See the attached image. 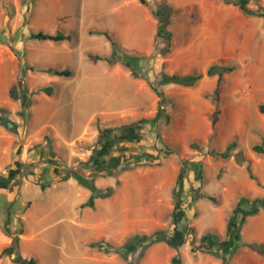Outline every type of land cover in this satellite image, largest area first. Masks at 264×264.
Returning a JSON list of instances; mask_svg holds the SVG:
<instances>
[{
	"label": "rangeland",
	"instance_id": "1",
	"mask_svg": "<svg viewBox=\"0 0 264 264\" xmlns=\"http://www.w3.org/2000/svg\"><path fill=\"white\" fill-rule=\"evenodd\" d=\"M121 1L36 0L30 4L27 0H0V84H4V93L0 94V106L6 109L4 116L7 118L6 126L1 125L4 129L5 145L11 144L13 148L8 161L10 163H7L5 171L0 168V174L16 176V180L8 184L7 187L10 188L19 185L18 182L23 181V177L27 178L23 169L31 167L35 173L41 172L44 181H48L47 178L58 181L53 176L54 173L60 175L72 170L78 171L92 183L103 186L114 178L121 179L124 172H130V180L135 182L145 176L133 174L139 169L157 166L163 172L167 166L172 168L173 165L176 173L184 163L182 197L186 211L185 220L194 232H186L185 242L177 254L165 241L154 243L147 249L139 264H173L171 258L175 254L179 258L176 264H259L264 258L255 262L254 257H258L259 253L246 246L235 250L212 248L209 251L201 247L199 240L205 233H212L220 239L225 238L227 224H222L220 228H209L208 212L214 208L224 216L229 215L228 210L236 198L233 195L237 194V189L231 188H235L234 179H238L239 173L245 182L239 193L250 194L256 191L253 187L255 182L248 177L244 168L239 169L232 157L222 159L220 156H212L210 150H224L225 142L234 140L237 148L248 156L253 152L251 146L257 140L237 137L234 132L237 119L231 105L232 99H221L218 93L214 96L212 91H207L205 93L208 95H203L205 101L201 103L213 104V112L217 105L218 114L221 103L224 109L220 116L216 114L214 120L215 135L217 127L222 130L217 133L215 146L211 139L204 141L207 135L205 119L197 113L187 115L195 108L203 109V105L190 99L185 86L160 84V78L163 73H204L212 63L236 65L233 71L223 75L222 82L227 83L224 85L227 91L232 85L240 90V94L243 87L248 89L244 92L255 89L256 94H259L264 90V62L259 59L264 58V17L246 16L236 6L225 4L222 0H165L175 8L169 23L173 38L168 54L161 55L156 52V45H164L160 39H154L152 50L148 53L126 48L119 43L122 50L139 57L137 72L143 78H136L121 63L109 65L105 60H91L87 55L89 52L104 55L109 51V41L97 30H102L98 26L104 27L107 25L105 21L115 17V10L121 9ZM148 1L155 5L160 0ZM249 5L253 8L264 6V0H250ZM122 8L133 9V5ZM143 8L149 10L146 5ZM61 15L62 20L53 21L55 16L58 18ZM37 30H60L69 34L71 40H35L31 34ZM204 49L206 56L203 55ZM50 67H67L71 69V75L50 74L47 71ZM111 67L119 73L116 76L115 89L120 93L117 98L122 96L119 101L121 107H108L117 106L118 103L108 99L107 95H97L95 91L97 87L110 85L111 82L106 77ZM251 68L254 69L250 71ZM247 79L250 81L244 83ZM200 82H204L198 86L202 88L206 81L204 79ZM235 82L240 84L235 85ZM12 85L15 86L14 98L9 94ZM136 85L141 92L146 86L155 94L151 85L161 90L165 96L164 112L158 115V100L153 103L144 93L139 95L138 100L134 99L135 102H130V94ZM45 87L51 89L50 94L43 91ZM210 115L209 119L212 116ZM141 118H147L148 121L131 126ZM260 120L255 117L254 122L258 124ZM238 122L242 125L248 124V120L243 118ZM97 126L111 128L110 137L97 140ZM260 140L264 142V137ZM166 150L169 151L165 152ZM120 153L126 156L147 153L152 157H143L140 161L143 163L139 166L127 169L119 167L115 176L96 170L99 159ZM8 155L9 151L7 157ZM91 158L94 159L91 161ZM253 158L256 167L252 168L257 175V170L264 171V157L256 154ZM150 181L151 185L142 187L145 191L141 195L133 189L134 195L128 199L133 224L130 230L125 231L117 229L114 232L107 218L101 219L98 234L91 226L98 213L101 215L105 213L104 209L112 207L109 202L115 199L114 195L96 199L97 205L93 210L79 208L76 202H73L71 209L66 210L67 207L61 206V203L65 204L64 201L60 200L57 207H61L53 210L49 202L40 215L37 213L41 209V203L34 201L25 224L15 216V192L9 191L5 201L0 197V208L6 213L10 212L12 228L23 229L24 238L20 242L19 253L25 257H34L35 264H124L119 253L99 252L89 248L87 243L104 239L118 245L134 232L149 233L159 227L170 230L172 188L170 192L169 185L163 186L156 174ZM217 181L226 182L228 192L233 193L220 201V196L214 195V202L207 198V191L214 186L219 190L220 184ZM197 182L199 185L195 191L191 188H195ZM162 187L169 191L167 196L162 195ZM84 188L90 191L88 187ZM260 192H264V189ZM50 193L49 191L47 195ZM146 213H156L157 216L146 215L143 218ZM154 217L161 218V222L156 223ZM248 219L244 218L240 224L241 241L253 239L255 236L264 239V210ZM138 222L141 224L138 225ZM1 228L2 225V231ZM2 240L0 232V250ZM0 264L10 263L2 261Z\"/></svg>",
	"mask_w": 264,
	"mask_h": 264
},
{
	"label": "trees",
	"instance_id": "2",
	"mask_svg": "<svg viewBox=\"0 0 264 264\" xmlns=\"http://www.w3.org/2000/svg\"><path fill=\"white\" fill-rule=\"evenodd\" d=\"M30 4L34 3L36 0H27ZM143 5H146L149 10L152 12L153 16L157 20V28L155 33V40L160 39L164 42V45L155 47L156 52L161 55H166L171 50V42L173 38V32L169 28L171 15L175 12V8L165 0H160L159 2L152 4L148 0H138ZM225 4H232L236 6L244 15L246 16H263L264 17V6L259 5L257 8L251 7L250 0H222ZM99 34H102L110 43L111 50L107 55H100L98 53L89 52L87 55L91 60H105L109 65H114L116 63H121L122 65L128 67L130 74L136 78H143V76L137 72V63L139 57L133 53L122 50L117 39L113 34L107 30H97ZM31 37L35 40H50V41H62L70 40V35L63 33L60 30H55L54 32H48L44 30H37L31 34ZM144 58V57H143ZM148 59V57H145ZM237 66L236 65H223L218 63L210 64L204 73L202 72H192V73H163L160 78V84H169L174 83L182 86H193L195 83L203 77V75L217 76V84H220L225 73L233 71ZM47 71L53 75L59 76H69L71 75V70L69 68H49ZM151 88L158 97L157 102V112L158 115L161 112H164V93L151 85ZM15 86L12 85L9 94L11 97L14 95ZM43 91L47 94H50L51 89L49 87L43 88ZM214 96L218 93V87L212 90ZM205 96L208 93L204 94ZM218 106L215 105L214 112L211 116L212 124V134L209 139H212L214 135V120L216 114H218ZM259 109L264 113V104L259 106ZM0 124L6 126L7 118L4 116L6 109L0 106ZM165 118L168 120V116ZM147 118H141L131 124V126L138 125L139 123L147 122ZM97 140H103L110 137L112 129L107 127L97 126ZM251 149L264 156V144L263 142H257L252 144ZM166 150L165 152H168ZM212 156H220L222 159H227L233 157L234 161L239 165H245V169L251 179H254L259 186H262V183L258 180L257 176L253 173L250 160L244 155L241 149L237 148L236 141H230L223 151H214L210 150ZM152 157L151 154H129L125 155L124 153L114 154L107 158H101L97 162L96 170L104 171L107 175L115 176L116 170L119 167L121 169H127L134 166L142 165L143 162H140L143 157ZM94 158H91V161ZM131 161L133 164H131ZM184 172L185 166L179 167V170L176 175L175 183L172 188V209L170 212L172 227L170 230L165 228H156L155 230L149 233H140L134 232L127 235L123 241L118 244H112L111 242L105 241L104 239L91 240L87 243V246L93 250H97L103 253L116 252L123 258L124 264H139L142 258L144 257L147 249L151 247L154 243L158 241H165L167 245L173 248L176 251V254L179 251L181 245L185 242L186 232H194L193 228H189L185 220L186 211L183 206L184 199L182 197L183 187H184ZM27 174L32 175L33 180L36 184L40 186L41 189H45L49 181L43 180V175L35 174V171L31 168H28L26 171ZM74 177L77 182L85 187L90 189V195L88 198L80 204L81 208L84 207H95V201L98 198H108L115 193L116 187L120 184V180L116 178L115 185H108L105 187H98L91 180L85 178L83 175L79 174L78 171L67 170L65 174L57 176L58 180H65L69 177ZM15 176H6L0 174V188L7 187L8 184L12 183L15 180ZM207 198L216 201L215 197L207 195ZM261 209L264 210V196L261 197H245L240 196L236 201L234 207L229 213L227 226H226V235L225 238L220 239L219 237L213 235L212 233H205L200 236V245L206 250H211L212 248L218 249H228L235 250L240 246H246L259 254H264V242L259 241H241L240 238V224L243 222V219L257 214ZM10 212H7L5 221L2 224V231L4 234L11 237L10 243L6 244L0 250V262L4 256H11V261L18 264H35L36 259L34 257H25L19 253V232L13 231L10 228ZM176 254L171 258V262L176 264L179 262V258Z\"/></svg>",
	"mask_w": 264,
	"mask_h": 264
},
{
	"label": "crops",
	"instance_id": "3",
	"mask_svg": "<svg viewBox=\"0 0 264 264\" xmlns=\"http://www.w3.org/2000/svg\"><path fill=\"white\" fill-rule=\"evenodd\" d=\"M122 5L123 6L133 5V9L124 10V8H122L123 7ZM144 6L138 0H122L121 6H120L121 9L115 10V11H117L115 17L109 18L107 21H105L107 25H104V27L98 26V28L111 32L113 34V36L117 39V41L122 46H124L126 48H130V49H135L136 51H139L141 53H148L152 50V47H153V41L155 39V33H156V28H157V20L155 19L153 14L151 12H149V10H147V8L146 9L143 8ZM63 16H65V15H63ZM61 17H62V15L58 16V18L55 16L53 21H55L56 19H61ZM100 18L102 21H104L103 16L100 15ZM63 33H65V32H63ZM70 40H71V38H70ZM70 40H62V41H57V42L70 41ZM45 41H50V40H45ZM51 42H54V41H51ZM109 46H110V43H109ZM110 50H111V47L107 53H109ZM107 53H105L104 55H107ZM203 55L206 56L205 49L203 50ZM259 59L261 62H264V58H259ZM50 68H56V67H50ZM64 68H67V67H64ZM111 68L112 69L110 70V73H108V75H107L108 77H106V79L111 82L110 85L108 86L105 84L106 87L108 86L107 88L106 87H102V88L97 87L98 89H96L95 91L98 93L97 95H101V96L107 95L108 99L114 100L118 103L117 106L111 105L108 107H110V108L121 107L120 106L121 102H119V101L122 98V96H120V98H117L119 96L118 94H120V93L116 92V89H115V87H116V84H115L116 76L119 73H118V71H116V69L114 67H111ZM59 69H62V68H59ZM253 69L254 68H251L250 71ZM116 72H117V74H116ZM255 74H256V72H255ZM257 76H259V74ZM204 79H205L206 83L203 85L202 88L198 87L201 83H204V82H200ZM249 81L250 80L247 79L246 82H244V83H248ZM98 84H99V82H98ZM236 84L239 85L240 82H235V85ZM224 85L226 86L227 83L221 82L220 84H217V76H215V75L206 76L205 75L201 79H199V82H196L195 85L185 86L187 89L186 91H187L190 99L197 100L200 104L203 105V109H200V108L196 109L195 108L193 111H189L187 113V115L190 116V115H193V113H197L200 117H203L205 119L206 126H207V130H206L207 135L205 136L204 141L207 142L209 140L211 134H212V124H211V119H209V115L211 113H213V107L214 106L211 103H209V105H207L205 102L204 103H201V102L205 101L204 96H203L205 92L212 91L213 89L218 87L219 98L222 99L224 97H228L230 100L232 99L231 105H233V110H235V114H236L235 118L237 119V123L235 124L236 129L234 131L235 135L237 137H239V136L251 137V138H254L255 140H257V142H262V140H260V138L264 137V113H262L260 111L259 106L261 104H264V90L262 92H260L259 94H256L255 89H252L251 91H248V92H244V91H247L248 89L246 87H243L241 89L242 94H240V90L233 88L232 85L231 86L228 85L230 88L229 91H227V88H225ZM3 90H4V84H0V94L4 93ZM141 93H144L145 96H147V98L150 99L151 102H153V103H155L158 100L156 95L153 94L148 87L144 86V88L142 89V92H141L140 89L138 88V86L136 85L133 89V93L130 94V97H131L130 102H135L134 99L138 100L139 99L138 97ZM145 96H144V98H145ZM223 109H224V106L221 103L218 116L221 115V112L223 111ZM255 117L260 118L261 122L256 124L254 122ZM242 118L245 120L247 119L248 124H244V125L240 124L238 122V120L242 119ZM216 131H217V133L222 132V130L218 127L216 128ZM217 133H216V135L214 133L215 137L213 135V137L211 139L213 146H215V144L218 140ZM4 135L5 134H4L3 126L0 124V168L3 171H5L6 166L10 163L8 161H10V159H11V156H12L11 153H12V149H13L11 144L9 146L5 145ZM228 143L225 142L226 145ZM263 144H264V142H263ZM226 145L224 146V148L226 147ZM8 151L10 154V155H8L9 158L7 157ZM220 151H223V149ZM256 154L264 157L263 155L258 154L254 151L250 152V154H248V156L245 155L250 160L251 167L252 166L256 167V163H254L255 161L253 158V156H255ZM7 158H8V160H7ZM262 160L264 161V159H262ZM237 166L239 167V169H241V168L245 169V165L237 164ZM171 167L172 168L167 166L166 170L163 172H160V170L157 169V166H155V167L148 166V167L143 168L142 170L139 169V170H137V172H134L133 174H140V175L145 174V176L141 177V180H138L135 182H132L130 180V172H124L122 174L121 179L118 178L120 180V184L116 187L115 193L113 194L115 199L109 202V204H111L110 206H112V207H108L107 209H104L103 212H105V213H102L101 215H100V213H98V215L95 216L96 221L94 223H92L91 226L95 230L96 234L99 233L100 224H101L100 222H101V219H104V218H107L109 220V223L112 224L114 232L117 231V229H118V231L119 230L120 231L130 230L132 228V224H133L132 221L133 220L131 218V205H130L128 199L134 195L132 193L133 189H134V191H137L139 195H141L143 193V190H144V188H142V187L147 186V185H151L152 183L150 180L153 178V175L156 174V175H159L160 180H161L160 182H161V184H163V186H164V184L169 185L168 188H170V192H171V188H173V186H174L176 175L178 172L177 171L175 173L176 168L173 165ZM23 170L26 173L27 170H25V169H23ZM252 170H253V168H252ZM245 171H246V169H245ZM40 173L41 172L39 171L38 173L36 172L35 174L40 175ZM253 173H254V171H253ZM11 175H12V173H11ZM15 175H17V174H15ZM57 175L58 174H56V173L53 174V176H56V177H57ZM247 175H248V173H247ZM27 176H28L27 178L23 177V181L18 182L19 185L11 186V188H10V186L7 188H5V187L0 188V197L4 198V201H5V196L9 193V191L15 192L14 199L16 201H15L13 209L17 210L15 213V216H17L20 219V221L23 222V224H25L27 214L32 209L31 205L34 201H38L41 203V205H40L41 209L38 210V213H37L38 215H40V213L41 214L43 213V207L46 204H48L49 202H51V206H52L53 210L59 209L61 206H64V208L67 207L66 210H69V209H71V205L73 204V202L78 203V207L81 208L80 204L83 203L88 198V196L90 195V191L86 190L84 188L85 186L80 185L77 182V180H75L72 176L65 179V180H58V181H56V180L53 181V180H50L51 178H47V179H49L48 181L50 182V185L47 186L45 189H41L40 186L35 183L32 175L27 174ZM256 176H257L258 180L262 183V186H259L256 183V181L254 179H252L255 182V186H253V187H255L256 191L255 192L252 191V193H250V194H248V193L240 194L239 193L241 186L244 185V183H245L244 181H242V179L240 177V173H239L238 179H234V183H233L234 185L233 186L235 188H231V190L237 189V194L233 195L236 198H235V201L233 202V204L231 205V208L228 210L229 213L231 212L232 208L234 207L236 201L238 200V198L240 196H245V197H249V198L264 196V192H262V193L260 192L261 189H264V171L259 172L257 170ZM248 177H249V175H248ZM15 178H16V176H15ZM233 178H235V177H233ZM115 181H116V178H114V180L112 182L109 181L106 185H103V186H101L99 184H95V185L98 187H105L108 185L114 186ZM214 181H216V180H214ZM218 182L220 184L219 190H217L215 186L210 187V188H208L207 194L210 196H213V197H214V195H219L220 196L219 201H220L224 197H227L228 194H232L233 191H232V193L228 192L229 189L227 188L226 182L217 181V183ZM209 183H213V182L209 181ZM198 185H199V183L197 182V185L195 186V188L193 187L191 189H195V191H196V188L198 187ZM161 189H162V191H161L162 195L167 196V193H169V191L164 190L163 187ZM47 191L48 192L50 191L51 193L47 195V193H48ZM152 192H154V191H152ZM77 198H79V199H77ZM68 199H70L69 202H67ZM58 200L64 201L65 204L62 205V203H61V206L57 207V202H59ZM1 203H2V200H0V207H2ZM74 205H73V207H74ZM96 205H97V203L95 201V207H93V208L84 207V208H90L93 210L96 208ZM69 206H70V208H69ZM4 213H5V216H4ZM116 214H118L117 215L118 216V222L117 223L115 221L116 220ZM143 215H144L143 218H145L146 215L157 216L156 213L155 214L146 213ZM6 216H7V213L4 211L3 208H0V226L5 221ZM114 216H115V219H113ZM208 216H209V221L207 223H208L209 228L217 227V226L220 228L222 226V224H224V223L227 224V221H225V220H228L229 215L224 216L223 214L219 213V211L217 209L211 208V211L208 212ZM31 217L33 218V215ZM251 217H252V215L248 216L247 217V218H249L248 220H250ZM153 219L156 223L158 221L161 222V218L154 217ZM246 223H247V221H246ZM116 224H117V227L115 226ZM139 224H141V223L138 222V225ZM9 226H10L11 230H13V231L19 230V229H14L11 227V218H10V225ZM144 228H146V227H144ZM22 231H23V229H22ZM22 231L19 234V237H20L19 245H20V242L22 241V239L24 238V234ZM0 232H1L2 238H3V240H2L3 242H1L2 247H3L6 244L10 243L11 237L4 234L3 231H1V230H0ZM114 237H115V234H114ZM246 241H259V242L262 241V242H264V239L255 236V238L246 239ZM10 258H11V256H4L3 259L1 260V262L2 261H8L10 264H18V263L12 262ZM260 258H264V255L258 254V257H256V258L254 257V261L256 262L257 259H260ZM259 264H264V261H260Z\"/></svg>",
	"mask_w": 264,
	"mask_h": 264
}]
</instances>
